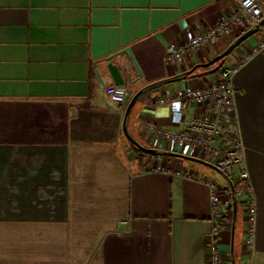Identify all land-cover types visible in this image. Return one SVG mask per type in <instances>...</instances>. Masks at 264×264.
I'll use <instances>...</instances> for the list:
<instances>
[{"label": "crops", "instance_id": "0c3cea01", "mask_svg": "<svg viewBox=\"0 0 264 264\" xmlns=\"http://www.w3.org/2000/svg\"><path fill=\"white\" fill-rule=\"evenodd\" d=\"M234 9L235 0H0V264H210L214 250L219 264H230L231 242L235 264H264V27L223 62L257 49L233 79L255 216L252 249L242 199L233 236L230 220L212 238L220 222L208 183L220 193L217 211L231 204L217 172L171 156L140 160L121 129L136 91L211 61L241 32L191 53L184 65L166 63L168 47ZM125 48L141 77L133 83L137 73L122 55L129 97L116 106L104 92L114 84L105 58ZM213 68L144 94L131 110L130 135L143 147L200 159L197 150L154 140L146 127L180 130L168 105L153 99L216 81ZM195 111L191 105L184 115Z\"/></svg>", "mask_w": 264, "mask_h": 264}, {"label": "built area", "instance_id": "2783aa9c", "mask_svg": "<svg viewBox=\"0 0 264 264\" xmlns=\"http://www.w3.org/2000/svg\"><path fill=\"white\" fill-rule=\"evenodd\" d=\"M264 15V7L259 0H235V9L227 17H222L216 24L205 27L200 32L186 31L183 40L178 44H171L167 49L165 61L169 65H184L191 53L215 45L218 40L233 32H243L250 26L257 24ZM264 42L260 46H263ZM257 52L252 49L249 53L238 57L230 64H222L218 69V79L200 86H184L174 95L163 93L153 99L154 104L168 105L171 122L181 125L178 131L160 128L148 124V134L157 141H163L172 147L181 150H197L200 159H203L223 171L229 179L240 182L234 188L236 198L245 205L246 227L245 245L252 249L254 245V210L251 197L249 176L244 168L245 149L241 141L239 130L235 125V88L234 76L240 67ZM109 100L116 106H122L129 97L127 85L110 84L104 89ZM191 105L196 107L193 115L186 117L184 112ZM233 167H241L236 175ZM145 168H151L147 164ZM155 172H165L173 176L190 177L186 172H180L156 166L151 169ZM210 206L215 210V218L220 222L219 227L212 233L216 239L218 231L229 221L226 210L219 208L221 197L216 185L208 183ZM230 192V191H229ZM241 199V198H240ZM231 206V205H230ZM229 206H227L228 208ZM220 256L216 250L209 257L210 264H219Z\"/></svg>", "mask_w": 264, "mask_h": 264}, {"label": "water", "instance_id": "95a60500", "mask_svg": "<svg viewBox=\"0 0 264 264\" xmlns=\"http://www.w3.org/2000/svg\"><path fill=\"white\" fill-rule=\"evenodd\" d=\"M264 27V15L261 17V19L258 21L257 24H254L252 26H250L249 28H247L246 30H244L242 33H240L237 37H235L231 43L226 47L225 50H223L221 53H219L218 55H216L211 61L207 62V63H202V64H197L194 67H192L191 69L187 70V71H183L177 75H174L172 77H169L167 79H163L154 83H151L149 85H146L144 87H142L141 89H139L138 91H136L131 98L129 99L124 114H123V118H122V125H121V129H122V134L125 137V139L127 140V142L132 145L133 147H135L138 151H140L141 153L144 154H148V155H157V156H171L174 158H179L182 160H187L190 162H194V163H198L201 164L203 166H206L210 169H212L213 171L217 172L227 183L228 187H229V191H230V199H231V234L233 236L234 233V229H235V225H236V202H237V198H236V194H235V190H234V186L232 181L229 179V177L220 169H218L216 166H214L213 164L203 160V159H199V158H195V157H191V156H187V155H183L180 153H176V152H169V151H157L155 149H149L146 147H143L138 141H136L129 133L128 131V119L131 113V110L134 106V104L146 93H149L152 90H155L157 88H160L162 86H165L167 84H171V83H175V82H179V81H183L186 78H190L192 77V73L196 68H208L210 66H214L213 69L209 70V73H212L216 70H218L223 62L224 59L229 56L239 45H241L244 41H246L247 39H249L250 37H252L253 35L257 34L258 32H260V30ZM122 55H126L127 58L130 61V64L132 65L133 69L135 70V72L137 73V79H135L133 81L136 82L140 77H141V72L139 70V67L137 65V63L135 62L130 50L128 48L122 49L118 52L113 53L112 55L108 56L105 58V62H107L106 64V69L110 75V78L112 80V82L115 85H123L125 84V81L123 80V75H122V67H123V60H121ZM113 60H120L118 64L113 63ZM230 264H235V260H234V255H233V244L231 242V251H230Z\"/></svg>", "mask_w": 264, "mask_h": 264}, {"label": "trees", "instance_id": "16d2710c", "mask_svg": "<svg viewBox=\"0 0 264 264\" xmlns=\"http://www.w3.org/2000/svg\"><path fill=\"white\" fill-rule=\"evenodd\" d=\"M216 65V64H215ZM215 65H213V67L215 66ZM218 70H216V71H214V72H217ZM213 72V73H214ZM129 147H130V149L132 150V151H134L136 154H137V158L138 159H142V158H144V157H149L150 155H148V154H144V153H141L140 151H138L135 147H133L132 145H130L129 144ZM225 184H226V186H227V183L226 182H224ZM232 183H233V186H234V188L235 189H237L238 188V186H239V184H240V182L238 181V180H236V179H232ZM228 187V186H227ZM245 200L247 197L246 196H244V197H237V201H239V200ZM238 208H237V217H238ZM226 216H227V219H228V221H230L231 220V206H229L228 207V209H227V212H226ZM235 233H236V231H235Z\"/></svg>", "mask_w": 264, "mask_h": 264}, {"label": "rangeland", "instance_id": "374dc122", "mask_svg": "<svg viewBox=\"0 0 264 264\" xmlns=\"http://www.w3.org/2000/svg\"><path fill=\"white\" fill-rule=\"evenodd\" d=\"M185 164H187L188 166H192V165H194V164H191V163H189V162H186ZM198 167H201V166H199L198 165ZM202 169L204 168V169H206L207 171H209V173H212L210 170H209V168H206V167H201ZM194 172V171H193ZM195 173H196V171H195ZM214 176H217L216 174H214ZM230 222V221H229Z\"/></svg>", "mask_w": 264, "mask_h": 264}]
</instances>
